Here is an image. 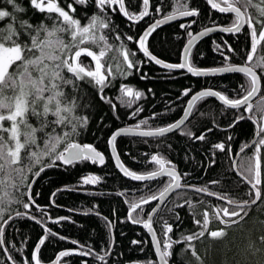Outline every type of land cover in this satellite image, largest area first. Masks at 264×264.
Listing matches in <instances>:
<instances>
[{
    "label": "trees",
    "instance_id": "1",
    "mask_svg": "<svg viewBox=\"0 0 264 264\" xmlns=\"http://www.w3.org/2000/svg\"><path fill=\"white\" fill-rule=\"evenodd\" d=\"M54 1L69 11L73 18L79 19L81 28L90 27L85 45L91 44L92 35L97 40L101 36L105 37L98 44L91 45L90 49L97 55L101 50L105 51V56L100 58L103 65L101 72L106 77L103 90L88 83L92 78H85L83 82L77 79L78 89H66L70 94L75 93L81 105L74 115L87 118V124L78 128L79 135L61 141L58 151H63L68 143L91 144L106 156V160L103 164L89 160L65 165L54 157L50 159L43 156L41 159L53 166L44 165V171L35 178V172L42 165L34 164L31 171L23 173L22 180L16 177L18 187L0 186V204L4 208L0 211V228L5 224L4 243L0 244V264H24L25 260L28 264H34L33 250L42 236L45 237L39 251L42 262L53 260L64 250L70 255L61 256L58 264H126L133 261L158 264L149 234L143 226L129 219V213L132 204L141 201L142 197L158 194L169 177L160 176L148 181L124 177L112 159L109 137L114 130L123 126L139 125V128L149 129L176 121L183 114L190 95L203 88L216 89L222 95L235 98L243 94L241 85H246L248 78L238 72L198 76L185 69H164L142 53L137 40L155 19L195 8L198 13L196 16L183 19L184 24L179 20L157 26L146 42L147 47L158 57L169 62H180L190 31L196 32L215 24L230 25L234 14L220 13L212 9L206 0H150L148 14L142 20L133 22L119 11V4L100 7L96 0L90 3L87 0L83 4L75 3L74 0ZM16 3L25 9L23 13L15 12L5 0H0V9H7L16 17L15 20L5 18L0 21V28L27 21L33 27L39 24L49 26L51 30L54 20L49 19V16H59L58 13L49 14L47 11L41 13L30 4V0H16ZM124 3L127 12L134 18L146 10L143 0H124ZM257 3L258 0H252V4ZM236 4L245 13H255L253 7L245 8L240 3ZM68 5H72L75 11H71ZM157 8L160 11H156ZM98 13H102V16ZM94 17L96 22L92 24ZM60 22L63 23L62 17ZM104 23L109 27H102ZM182 24L185 27H181ZM248 33V26L238 33H210L192 47L190 64L196 68H215L246 63L251 43ZM24 38L27 39V33ZM125 50L134 53L129 56L135 64L132 68L124 60ZM256 58L257 54H254V60L247 63H254ZM83 66L87 70H95V61L83 58ZM256 70L261 76L260 94H264V72L259 68ZM125 86L131 88L133 93L138 91L142 95L139 98L125 95ZM187 89L190 91L186 95ZM127 101L132 102L129 104ZM241 112L242 109L230 108L214 97H204L195 103L188 121L178 130L156 137L119 136L115 144L124 164L135 173L157 170L158 165L152 162L151 157L158 154L175 166L183 184L207 188L208 192L226 199L250 201L255 197L254 190L237 173L233 162L237 152L253 139L256 126L247 118L246 112H243L245 119L234 124V119ZM262 112L264 99L254 105L253 118L257 121ZM30 122L36 124L34 118ZM8 126L6 122L5 127ZM70 130V125L66 128L61 126L57 128V134ZM201 135L205 139H197ZM221 143L225 145L224 150L215 147ZM38 144L39 147L33 150L42 151L44 143L38 140ZM252 153L251 147L244 151L236 165L242 175L255 181L239 166L242 158ZM261 158L264 160V149ZM88 175L99 177L96 185L83 182ZM261 180L262 184L258 187L264 189V168ZM29 189L34 202L29 196ZM250 191L251 196L248 195ZM212 194L182 188L175 191L156 212L153 225L160 240L167 241L171 237V240L180 241L173 245L169 264H199L192 252L186 250V243L182 239V236L201 230V226L194 221L193 211L197 213L196 220L203 221L199 213L207 211L210 221L213 213H219L223 219L238 221L227 229V235L223 238L212 239L206 234L202 240L190 242L195 245V251L203 264H264V254L253 256L248 250L252 242L256 247L264 248L260 244V237L264 236V196L255 204L245 206L244 211L240 212V216H243L241 220L240 217H223L224 208L229 212L240 209ZM26 203L29 205L27 208L24 207ZM154 204L141 205L142 211L132 212V217L144 221ZM23 212L27 214L17 215ZM164 221L172 225L173 231L162 237ZM207 227L217 230L224 225L213 221ZM85 252L89 254L84 255Z\"/></svg>",
    "mask_w": 264,
    "mask_h": 264
},
{
    "label": "snow or ice",
    "instance_id": "2",
    "mask_svg": "<svg viewBox=\"0 0 264 264\" xmlns=\"http://www.w3.org/2000/svg\"><path fill=\"white\" fill-rule=\"evenodd\" d=\"M75 3L83 4L85 0H74ZM90 3L91 0H88ZM134 2V0H132ZM211 5L212 9H217L220 13H234V17L229 26L224 27L222 30L225 32H240L246 25L249 27L250 36V50L246 55V61L251 62L254 60V54H257V58L254 63H245L242 66H227L223 68L211 69L212 72H240L243 73L248 79L246 85H241L242 95L235 98H229L226 95H222L220 92L215 91H202L194 96L189 101L190 107H195V102L203 99L204 97H217L224 105L230 108L242 109V112L237 116L233 123L245 119L243 112H251L252 105L249 103L251 98L260 91V76L257 75L255 69H261L264 72V0H258L257 4H252V0H222L220 3H216L215 0H206ZM7 5H11L15 12L23 13L24 8L20 7L16 0H5ZM96 3L100 7H106L107 5L119 4V11L124 12L129 19L133 17L125 11L124 0H96ZM236 3L242 4L243 7L255 8L254 14H248L241 11V7L235 6ZM30 4L36 9H39L41 13L47 11V13H58L59 16H49V19L54 20V23L50 26L36 25L31 26L27 21H20L19 24H9L7 28H0V186H6L8 188L18 187L16 183V177L23 179V173L25 171H31L34 164H41L39 171L35 172L36 176L40 175V172L44 171V165L51 167L52 163L43 161V156H48L50 159L54 157L56 161H62L65 165H71L74 162L79 161H93L97 160L99 163H104V156L96 150L91 144H84L81 146L78 143H68L67 147L63 151H58V145L61 141H68L71 138L79 135L78 128L87 124V118H81L74 115V113L81 106L78 103V97L75 93H69L66 89L71 87L78 89L79 84L77 79L81 82L85 78H92L88 80V83L93 87L99 86L103 90V86L106 82L105 75L101 72L103 65L100 63V58L105 56V51L101 50L99 55L96 52L90 50L91 45L99 43V40H104L105 37L101 36L99 40L92 35L91 44L85 45L84 41L88 38L90 27L81 28V21L73 18L63 7L59 6L54 0H30ZM143 4L147 6L149 0H143ZM131 6V4L129 5ZM182 7H186L182 5ZM71 11H75L72 5H68ZM156 11H160L159 8ZM147 11L140 14V17L147 15ZM197 10L195 8L191 10H183L180 12L182 16H196ZM102 16V13H98ZM63 18V23L60 22V18ZM5 18H11L13 20L16 17L13 12L7 9H0V21ZM172 17H168L171 19ZM96 18L92 20V24H95ZM159 23L163 21H157L152 25L148 31L140 37L139 45L145 56H150L156 64L163 63L155 56L151 55L146 47L147 37L151 34L152 30L156 28ZM91 26V25H90ZM102 27L108 28L107 23L102 24ZM185 27V25H181ZM206 31H212L208 28ZM27 33V39L24 38V34ZM206 32H201L199 35L203 36ZM191 35V34H190ZM129 40L132 37H128ZM193 40L196 37L192 38ZM192 44V40L189 41V45ZM259 46V53H258ZM189 52V48L186 47L185 53ZM86 54V55H85ZM130 55L128 51L123 52L124 60L128 61V67L135 66L134 62L129 59ZM83 58H91L95 61V70H87L83 66ZM165 68H188L189 72L194 75L205 74L204 70L196 69L185 63L180 64H167L163 65ZM66 73L74 74L72 76L66 75ZM94 81V83H93ZM123 91L127 96H135L139 98L142 93L135 92L128 87H124ZM190 90H186L187 95ZM132 101H127L131 103ZM187 111V110H186ZM52 117V118H50ZM34 118L36 124L33 125L30 119ZM253 119V117H247ZM9 125L5 127V123ZM142 123H147L142 121ZM182 121L177 124L170 125L167 128H157L154 131L142 132L141 135H163L171 131L173 128L179 127ZM71 126L69 132H63L57 134L58 127ZM136 127H139L137 125ZM132 129L124 128L120 129V132L114 133L109 143H114L116 137L121 133L131 132ZM39 134V135H38ZM197 139L203 140V135L197 137ZM231 139V138H230ZM38 140L42 141L45 145L42 151H35L33 149L39 147ZM216 148L221 150L225 149L224 144L215 145ZM253 148L251 156H245L240 162V168L243 172L251 175L255 183L252 185L254 190L255 200L237 201L235 199H228L229 204H233L240 211H231L224 208L223 217H240V212L244 211L245 206L249 203L254 204L256 200L261 199L264 196V189L257 187L262 184L261 175L262 168H264V160H262V149H264V112L257 120L255 127V138L246 143L241 149L244 152L245 148ZM118 159V157H117ZM152 162L158 165V169L152 171L147 175H138L135 172H131L125 168H122L124 174L131 176L135 180H151L158 176L169 177L168 182L165 184L162 190H159V195L153 193L150 197H142L141 203H133L129 213V219L133 223H143V226L149 231H153L152 222L153 217L148 216L144 221H140L138 218H133L131 213L137 210L142 211L141 204H148L150 200H163L168 192L173 189L181 187L180 180L181 175L175 171V166L166 167V164H170L163 157L153 155L151 157ZM27 161L25 165L24 162ZM99 177L88 176L85 177L84 183H96ZM191 187V186H190ZM197 191H207V188L197 189ZM211 194V193H210ZM249 196L252 195L250 191ZM225 197L221 196V199ZM2 200V198H0ZM188 203V201H186ZM24 207H29L26 203ZM4 208L0 204V211ZM155 211V209L153 210ZM172 211V209H168ZM20 215V213H17ZM197 213L193 211L194 221L197 225L201 226L199 232L193 233L188 236H182V239L186 243V250H190L192 255L196 258L199 264H203V261L195 251V245L190 243L193 240H202L207 234L212 239L223 238L227 235V229L238 223L237 220L223 219L219 213H213L210 221L207 211L199 213L203 217V221L196 220ZM247 215V212L244 213ZM179 220V216L176 217ZM218 221L223 224L224 227L217 230H209L207 225L210 222ZM164 228L161 229L162 237L167 233L173 231L172 225H169L167 221H164ZM4 229L0 228V244L4 243L3 239ZM156 252L159 254L161 264H169V258L172 256V249L174 244H178L180 241L171 240H155ZM44 240H40V244H44ZM75 243V242H74ZM133 243H140L139 241H133ZM260 244L264 245V236L260 237ZM162 245V247H161ZM248 250L255 256L257 253L264 254V248L256 247L255 243H249ZM40 251L39 245L36 249ZM84 255L89 253L85 252ZM69 252L63 251L60 256L67 257ZM8 259H12L9 257ZM101 260L104 257H100ZM35 264H41L35 254L33 255ZM24 264H28V261H24ZM151 264V262H148Z\"/></svg>",
    "mask_w": 264,
    "mask_h": 264
},
{
    "label": "water",
    "instance_id": "3",
    "mask_svg": "<svg viewBox=\"0 0 264 264\" xmlns=\"http://www.w3.org/2000/svg\"><path fill=\"white\" fill-rule=\"evenodd\" d=\"M215 2L216 3H218L216 0H215ZM211 6V5H210ZM222 6V5H221ZM235 6H237V5H235ZM238 7V6H237ZM215 10H217V9H215ZM125 11L127 12V10H126V7H125ZM147 13H148V11H149V4H148V6H147ZM218 11V10H217ZM241 11L242 12H244L242 9H241ZM181 12V11H180ZM180 12H176V13H173V14H169V15H166V16H163V17H161V18H158V19H156L154 22H152L150 25H148L145 29H144V31L142 32V34L139 36V38H138V40H137V45H138V47H139V49L141 50V48H140V45H139V40H140V37L141 36H143L144 35V33L146 32V31H148L149 29H150V27L152 26V25H154V24H156L157 23V21H163V23H159L157 26H162V25H165V24H168V23H170V22H174V21H178V20H182V19H184V18H190L191 16H182V15H180ZM124 13V12H123ZM234 14V13H233ZM125 15V14H124ZM235 15V14H234ZM126 16V15H125ZM168 17H172L171 19H168ZM126 18H128L129 19V17L128 16H126ZM140 19H142V18H132V19H129L130 21H133V22H137V21H139ZM156 26V27H157ZM224 27H227V25H223V24H215V25H210V26H207V27H204V28H202V29H200V30H198V31H196V32H193V31H190V37H189V39L186 41V43H185V45H184V47H183V49H182V52H181V59H180V62H176V63H174V62H169V61H166V60H164V59H162V58H160V57H158L157 55H155L148 47H147V45H146V47L148 48V50H149V52L151 53V55H153V56H155L157 59H159V60H161L163 63H161V64H156L155 63V61L154 60H152L151 58H150V56H146L149 60H151L154 64H156V65H158L159 67H162V68H164V69H168V70H170V69H172V70H178L179 68H165L163 65L165 64V63H167V64H180V63H185V62H187V64L188 65H190V66H192L191 64H190V62H189V54H190V51H191V49H192V47L200 40V39H202L203 37H205V36H207V35H209L210 33H213V32H217V31H220V32H224V33H237V32H225V31H223L222 29L224 28ZM208 28H211L212 29V31H206ZM153 31V30H152ZM201 32H206V34L205 35H203V36H201V35H199ZM193 37H196V39H192ZM147 39H148V37H147ZM190 40H192V44L191 45H189V41ZM147 42V41H146ZM186 47H188L189 48V52L187 53V55H186V53H185V49H186ZM142 51V50H141ZM142 53H143V51H142ZM144 54V53H143ZM245 64V63H244ZM231 66H237V67H239V66H242L243 64H230ZM230 65H225V66H219V67H215V68H196V67H194V68H196V69H200V70H204L205 71V74H203V75H221V74H228V73H234V72H212V71H210L211 69H217V68H223V67H227V66H230ZM193 67V66H192ZM183 69H185L186 71H188V68L187 67H185V68H183ZM255 71H256V73H257V75L258 76H260V73L255 69ZM190 73H192V72H190ZM238 73H240V72H238ZM193 74V73H192ZM194 75V74H193ZM260 84H261V76H260ZM188 90V89H187ZM260 90H261V87H260ZM202 91H215V92H219L218 90H216V89H212V88H203V89H200V90H198V91H196V92H194L191 96H190V98L188 99V102H187V104H186V107H185V109H184V112H183V114L176 120V121H174V122H172V123H170V124H168V125H166V126H162V127H159V128H167V127H169L170 125H174V124H177V122H180V121H182V123H180L179 124V127H177V128H173L171 131H169V132H167V133H164L163 135H166V134H169V133H171V132H174V131H176V130H178L179 128H181L187 121H188V119H189V117H190V114H191V111H192V109H193V107H190L189 106V101L192 99V96H194V95H196V94H198V93H200V92H202ZM185 92H186V90H185ZM221 93V92H220ZM222 94V93H221ZM214 98H216L219 102H221V103H223L221 100H219L217 97H214ZM262 99H264V94H262V95H260V91L259 92H257L256 93V95H254L252 98H251V100L249 101V103L252 105V109H253V106L257 103V102H259L260 100H262ZM197 102V101H196ZM195 102V103H196ZM224 104V103H223ZM187 110V111H186ZM251 112H252V110H251ZM251 112H246V114H247V117H253L252 116V114H251ZM254 124H255V126H256V123H257V121L253 118V119H250ZM124 128H129V129H132V131L131 132H128V133H121L120 135H118L117 137H116V139L119 137V136H142V137H156V136H163V135H152V136H144V135H141L140 133H142V132H148V131H154L155 129H157V128H151V129H146V128H139V127H135V126H123V127H119V128H117L116 130H114V132L111 134V136L109 137V141L111 140V137L113 136V134L114 133H118V132H120V129H124ZM255 138V135H254V137H253V139ZM252 139V140H253ZM251 140V141H252ZM116 141V140H115ZM250 141V142H251ZM249 142V143H250ZM74 143H78V144H80L81 146H83L84 144L83 143H80V142H74ZM93 146V145H92ZM94 148H96L95 146H93ZM109 147H110V151H111V155H112V159H113V161H114V164L116 165V167H117V169L120 171V173L124 176V177H126V178H129V179H131V180H134V181H148V180H135V179H133L131 176H127V175H125L124 174V171H122V168H121V166L123 167V168H125V169H127V170H129V171H131L125 164H124V162H123V160L121 159V156H120V154H119V152H118V150H117V147H116V144H115V142L114 143H109ZM250 148V147H249ZM249 148H245L244 149V151H246L247 149H249ZM96 150L97 151H99L97 148H96ZM100 152V151H99ZM103 156H104V162H105V160H106V156L102 153V152H100ZM243 152H241L240 150L237 152V154H236V156H235V158H234V162H233V165H234V169L237 171V173L250 185V187L252 188V185L255 183V182H252V181H250V180H247L241 173H240V171H238V169H237V165H236V163H237V161H238V158L240 157V155L242 154ZM156 156H158V154H155ZM117 157H118V159H117ZM160 157V156H159ZM62 162V161H61ZM97 162L99 163V161L97 160ZM63 163V162H62ZM64 164V163H63ZM99 164H101V163H99ZM171 164V163H170ZM166 167H171L170 165H168V164H166ZM175 171L178 173V174H180L179 173V171L175 168ZM131 172H133V171H131ZM149 173H151V172H149ZM149 173H143V174H138V173H136V174H138V175H147V174H149ZM166 176V175H165ZM37 176H35V178H36ZM158 177H160V176H158ZM158 177H155V178H158ZM35 178L33 179V181L35 180ZM155 178H153V179H155ZM152 180V179H151ZM180 184H181V187L180 188H177V189H173L172 191H170V192H168L167 193V195L164 197V199L163 200H160V199H157V200H150L149 201V203H152V202H155V204H154V206H153V208L151 209V211H150V213H149V215L148 216H152L153 218H154V216H155V214H156V212L159 210V208L169 199V197L175 192V191H177V190H179V189H182V188H185V189H191V190H194V191H197V189H201V188H198V187H195V186H192V185H184V184H182L181 183V180H180ZM191 186V187H190ZM258 187V186H257ZM253 189V188H252ZM29 196H30V198H31V195H30V189H29ZM197 192H201V193H205V194H210V192H208V191H197ZM212 194V193H211ZM157 195H159V193L157 194ZM212 195H215V194H212ZM216 197H218V198H220L221 199V196H218V195H215ZM256 198L254 197L252 200H255ZM31 200L33 201V199L31 198ZM223 201H225L226 203H228V199H226V198H224V199H222ZM251 201V200H250ZM258 200H256V202H257ZM34 202V201H33ZM255 202V203H256ZM141 203V201H139V202H137L136 204H140ZM254 203V204H255ZM229 204V203H228ZM141 205H145V204H141ZM231 205H233V204H231ZM249 205H253L252 203H249ZM248 206V205H247ZM155 209V211H153ZM20 214H27V213H25V212H23V213H20ZM148 218V217H147ZM146 218V219H147ZM145 219V220H146ZM6 223V222H5ZM138 224H140L141 226H143V223H138ZM5 225V224H4ZM4 225L2 226V228H4ZM144 227V226H143ZM152 228H153V231H149V229H147V228H145L144 227V229L146 230V232L149 234V236H150V238H151V241H152V244H153V247H154V249H155V252H156V244H155V241H154V236H155V240H160V238H159V236H158V234H157V231H156V229H155V227H154V225H153V222H152ZM41 239H45V237L44 236H42L40 239H39V241H38V243L36 244V246H35V248H34V250H33V254H32V256L35 254V256L37 257V259H39V252H37L36 251V249H37V246L39 245V248H41V244L39 243L40 242V240ZM161 247H162V245H161ZM64 251V250H63ZM63 251H60L58 254H57V256L53 259V260H51V261H48V262H42V261H40L41 262V264H58L59 263V259H60V253L61 252H63ZM156 255H157V258H158V261H159V264H161V262H160V259H159V254L156 252ZM40 260V259H39ZM34 261V264H35V260H33ZM126 264H143V263H141V262H138V261H133V262H128V263H126Z\"/></svg>",
    "mask_w": 264,
    "mask_h": 264
},
{
    "label": "flooded vegetation",
    "instance_id": "4",
    "mask_svg": "<svg viewBox=\"0 0 264 264\" xmlns=\"http://www.w3.org/2000/svg\"><path fill=\"white\" fill-rule=\"evenodd\" d=\"M85 1H87V0H85ZM218 3H220L222 6H224L223 4H222V0H216ZM231 2H235V0H231ZM115 5V4H114ZM237 5V4H236ZM238 6V5H237ZM239 7V6H238ZM242 9V8H241ZM243 10V9H242ZM244 11V10H243ZM224 14H233V13H224ZM146 16V15H145ZM144 16V17H145ZM144 17H142V19L144 18ZM137 18V17H136ZM142 19H140V20H142ZM187 19H190V18H187ZM139 20V21H140ZM179 21V20H178ZM182 21V23L184 24V21L183 20H181ZM247 26V25H246ZM193 31V30H192ZM195 32V31H194ZM192 95V94H191ZM190 95V96H191ZM253 110V109H252ZM246 112V111H245ZM251 114H252V112H251ZM247 115V114H246ZM167 161V160H166ZM237 164V163H236ZM168 165H170V166H173L172 164H168ZM237 169H238V167H237ZM239 171V170H238ZM241 173V172H240ZM242 174V173H241ZM88 176H90V175H88ZM244 176V175H243ZM247 180H250V179H248L246 176H244ZM250 181H252V180H250ZM253 182V181H252ZM181 183L183 184V182H182V179H181ZM90 185H92V186H94V185H96V183H89ZM248 184V183H247ZM184 185H190V184H184ZM193 186V185H192ZM250 186V185H249ZM158 264H159V261H158Z\"/></svg>",
    "mask_w": 264,
    "mask_h": 264
},
{
    "label": "rangeland",
    "instance_id": "5",
    "mask_svg": "<svg viewBox=\"0 0 264 264\" xmlns=\"http://www.w3.org/2000/svg\"><path fill=\"white\" fill-rule=\"evenodd\" d=\"M54 2H56V1H54ZM57 3V2H56ZM59 5V4H58ZM60 6V5H59ZM67 11V10H66Z\"/></svg>",
    "mask_w": 264,
    "mask_h": 264
}]
</instances>
